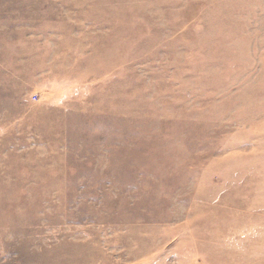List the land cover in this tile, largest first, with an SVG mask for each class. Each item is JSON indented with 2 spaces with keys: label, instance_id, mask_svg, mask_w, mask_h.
I'll list each match as a JSON object with an SVG mask.
<instances>
[{
  "label": "rangeland",
  "instance_id": "obj_1",
  "mask_svg": "<svg viewBox=\"0 0 264 264\" xmlns=\"http://www.w3.org/2000/svg\"><path fill=\"white\" fill-rule=\"evenodd\" d=\"M0 264H264V0H0Z\"/></svg>",
  "mask_w": 264,
  "mask_h": 264
}]
</instances>
